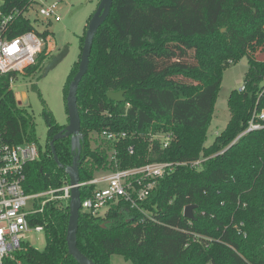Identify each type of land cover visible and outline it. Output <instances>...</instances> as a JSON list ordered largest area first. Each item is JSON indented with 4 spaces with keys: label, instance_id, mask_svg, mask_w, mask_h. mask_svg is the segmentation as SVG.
Masks as SVG:
<instances>
[{
    "label": "trees",
    "instance_id": "trees-1",
    "mask_svg": "<svg viewBox=\"0 0 264 264\" xmlns=\"http://www.w3.org/2000/svg\"><path fill=\"white\" fill-rule=\"evenodd\" d=\"M2 1L7 11L32 3ZM84 41L85 36L82 48ZM192 52L195 61L188 62ZM258 52L264 54V0H114L78 90L81 183L110 166L115 171L153 162L181 165L158 181L141 204L143 213L123 202L105 217L81 212L78 247L87 258L96 264H111L113 255L132 264H264V130L242 135L253 115L264 112V61L256 58ZM47 57L41 55L38 66ZM245 57V91L231 93V119L207 146L224 71ZM79 65L68 77L66 98ZM120 91L125 102L108 99L109 92ZM43 117L48 142L39 160L27 166L29 193L69 184L66 168L76 156L71 138L56 141L64 168L58 166L50 143L67 126L47 108ZM105 130L128 136L94 148L93 135ZM0 131L11 144H39L33 116L7 84L0 88ZM150 133L173 134L170 146L150 141ZM108 149L114 151L111 159ZM198 160L199 167L189 165ZM95 189L81 186L82 200ZM190 205L197 206L194 220L184 216ZM69 220L68 205L48 203L32 220L45 226L47 246L20 253L23 264H79L68 250Z\"/></svg>",
    "mask_w": 264,
    "mask_h": 264
},
{
    "label": "built area",
    "instance_id": "built-area-1",
    "mask_svg": "<svg viewBox=\"0 0 264 264\" xmlns=\"http://www.w3.org/2000/svg\"><path fill=\"white\" fill-rule=\"evenodd\" d=\"M32 12L44 20L33 21ZM21 21L32 25L33 29L22 30ZM61 21L60 2L46 5L32 0L22 10L7 11L0 0V88L7 84L14 91L20 75L30 77L35 74L41 55H50L54 49L50 31L42 30L39 26ZM38 32L49 35L44 38ZM239 91L244 92L245 86ZM260 130H264V112L253 115L248 129L242 135ZM102 136L109 141L118 142L128 135L126 132L105 130ZM172 138L173 134L164 136L162 133H150V141L161 140L164 148L170 146ZM135 152V146H130L129 153L134 155ZM39 158L38 143L11 144L0 131V264H23L19 254L33 248L29 243V234H46L45 226H34L32 220L44 211L48 203L62 201L70 205V183L43 193L27 192V166ZM202 162L203 160H198L189 165L199 167ZM179 165L181 164L153 162L96 176L92 181L82 184L95 185L96 189L92 196L82 200L81 212L93 217H105L113 206L123 202L131 210L143 213L141 204L149 198L158 181L172 174Z\"/></svg>",
    "mask_w": 264,
    "mask_h": 264
},
{
    "label": "rangeland",
    "instance_id": "rangeland-1",
    "mask_svg": "<svg viewBox=\"0 0 264 264\" xmlns=\"http://www.w3.org/2000/svg\"><path fill=\"white\" fill-rule=\"evenodd\" d=\"M40 4H52L60 2L61 22L39 26L40 29H48L52 35L53 50L47 60L37 67L35 74L30 77L20 75L15 84L14 91L17 101H22V94L26 93L28 105L24 107L34 118L36 124V135L39 145L44 150L48 142V127L43 117L44 110L49 109L55 116L57 122L62 126L69 124L65 88L68 77L78 62H80L82 47L81 39L86 34V28L92 16L96 13L101 0H36ZM33 21L44 20L35 12L31 13ZM192 52L188 62H194ZM256 58L264 61L262 52L256 53ZM249 70L248 58H243L239 63L231 65L224 71L223 82L217 98L213 120L208 129L206 145L213 144L217 136L227 127L231 112L228 105L229 97L234 90H240L245 83V77ZM127 71V69H125ZM93 147H105L107 139L99 134L92 137ZM114 151L108 149L107 155L111 159ZM109 169L97 170L96 176L109 173ZM29 243L39 251L47 246L45 233L33 232L29 234ZM111 264H132L120 255H113Z\"/></svg>",
    "mask_w": 264,
    "mask_h": 264
},
{
    "label": "water",
    "instance_id": "water-1",
    "mask_svg": "<svg viewBox=\"0 0 264 264\" xmlns=\"http://www.w3.org/2000/svg\"><path fill=\"white\" fill-rule=\"evenodd\" d=\"M114 0H101L96 13L90 19L87 26V31L85 35V41L82 48L80 65L77 74L70 83L68 95L66 98L67 111L69 115V124L67 127L54 136L50 143L52 148V153L54 159L59 167L64 168L59 162L58 155L56 152L55 142L65 138H71L72 140V150L76 153L74 163L71 167L66 168V173L70 179V185L72 186V198L70 201V220L67 232V244L69 254L79 263V264H96L89 258H87L78 247V230L79 222L81 216L82 208V197H81V176H80V158L82 152V134H81V115L78 106V90L79 86L89 71L90 58L92 54L93 44L95 37L110 15L111 9L113 7ZM108 99L117 103H123L126 101L125 92H109ZM20 106L28 105L27 94H22V101H19ZM197 206L190 205L185 208L184 216L187 219L194 220V211Z\"/></svg>",
    "mask_w": 264,
    "mask_h": 264
}]
</instances>
